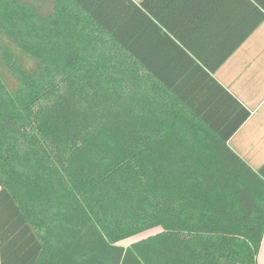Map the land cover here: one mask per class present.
I'll return each mask as SVG.
<instances>
[{"label": "trees", "instance_id": "trees-1", "mask_svg": "<svg viewBox=\"0 0 264 264\" xmlns=\"http://www.w3.org/2000/svg\"><path fill=\"white\" fill-rule=\"evenodd\" d=\"M48 4L0 0V264H258L264 165L227 143L248 111L149 83L144 2Z\"/></svg>", "mask_w": 264, "mask_h": 264}, {"label": "crops", "instance_id": "crops-1", "mask_svg": "<svg viewBox=\"0 0 264 264\" xmlns=\"http://www.w3.org/2000/svg\"><path fill=\"white\" fill-rule=\"evenodd\" d=\"M137 52L149 83L161 79L217 122L231 121L223 90L248 111L228 145L254 169L264 165V0H133ZM264 264V234L258 252Z\"/></svg>", "mask_w": 264, "mask_h": 264}, {"label": "rangeland", "instance_id": "rangeland-1", "mask_svg": "<svg viewBox=\"0 0 264 264\" xmlns=\"http://www.w3.org/2000/svg\"><path fill=\"white\" fill-rule=\"evenodd\" d=\"M55 2H56V0H48V5H55ZM54 3V4H53ZM66 6V3H62L61 4V6H60V8L61 7H65ZM64 9V8H63ZM65 10V9H64ZM68 10H70V7L68 8ZM72 10H73V8H72ZM70 30V29H69ZM157 231H159V228L158 227H156V228H152V229H149V230H147V231H145V232H141V233H139V234H136V235H133V236H131V237H129V238H127V239H124V240H122L120 243L122 244V245H124V246H126V245H129L130 243H132V242H134V241H136V240H138V239H141V238H143V237H146V236H148V235H150V234H153V233H155V232H157Z\"/></svg>", "mask_w": 264, "mask_h": 264}]
</instances>
